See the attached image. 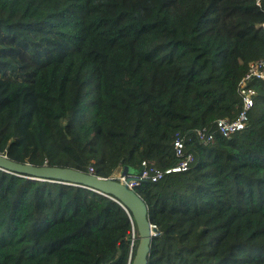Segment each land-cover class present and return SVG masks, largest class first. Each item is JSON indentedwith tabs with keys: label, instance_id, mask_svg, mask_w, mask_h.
Here are the masks:
<instances>
[{
	"label": "trees",
	"instance_id": "16d2710c",
	"mask_svg": "<svg viewBox=\"0 0 264 264\" xmlns=\"http://www.w3.org/2000/svg\"><path fill=\"white\" fill-rule=\"evenodd\" d=\"M264 0H0V154L108 178L190 168L134 189L156 226L147 264H264V82L246 127L237 85L264 59ZM130 212L85 188L0 170V264H130Z\"/></svg>",
	"mask_w": 264,
	"mask_h": 264
},
{
	"label": "water",
	"instance_id": "95a60500",
	"mask_svg": "<svg viewBox=\"0 0 264 264\" xmlns=\"http://www.w3.org/2000/svg\"><path fill=\"white\" fill-rule=\"evenodd\" d=\"M0 170L19 177L42 181L77 186L95 193L112 198L130 212L137 230V245L130 264H147L152 232L147 218V207L141 198L127 188L126 185L94 174L84 173L72 168L51 167L47 165L34 166L14 162L0 154ZM122 174H133L129 168H124Z\"/></svg>",
	"mask_w": 264,
	"mask_h": 264
},
{
	"label": "built area",
	"instance_id": "2783aa9c",
	"mask_svg": "<svg viewBox=\"0 0 264 264\" xmlns=\"http://www.w3.org/2000/svg\"><path fill=\"white\" fill-rule=\"evenodd\" d=\"M260 27L264 32V24H261ZM256 82H264V59H256L249 62L246 73L238 82L237 89L241 105L237 116L233 119L223 118L217 120L212 131L202 129L193 132L196 140L200 144L203 146H211L214 144L217 135L229 139L232 135L242 131L246 127L248 114L254 105L256 91L253 88V84ZM172 148L175 156L178 158V162L172 167L159 169L155 162L143 161L141 162V171L136 176L124 175L120 170L108 178L134 190L143 181L157 182L168 175L187 171L194 161V156L186 150L184 138L180 134L174 136ZM88 173L96 175L92 168L88 169ZM150 230L153 236L157 234L155 225L150 224Z\"/></svg>",
	"mask_w": 264,
	"mask_h": 264
},
{
	"label": "rangeland",
	"instance_id": "374dc122",
	"mask_svg": "<svg viewBox=\"0 0 264 264\" xmlns=\"http://www.w3.org/2000/svg\"><path fill=\"white\" fill-rule=\"evenodd\" d=\"M119 171H120V168H118V169L114 170L110 176H112V175L116 174V173H117V172H119Z\"/></svg>",
	"mask_w": 264,
	"mask_h": 264
}]
</instances>
